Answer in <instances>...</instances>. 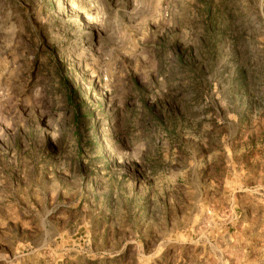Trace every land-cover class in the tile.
Listing matches in <instances>:
<instances>
[{"label":"rangeland","instance_id":"1","mask_svg":"<svg viewBox=\"0 0 264 264\" xmlns=\"http://www.w3.org/2000/svg\"><path fill=\"white\" fill-rule=\"evenodd\" d=\"M0 264H264V0H0Z\"/></svg>","mask_w":264,"mask_h":264}]
</instances>
